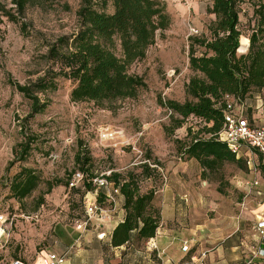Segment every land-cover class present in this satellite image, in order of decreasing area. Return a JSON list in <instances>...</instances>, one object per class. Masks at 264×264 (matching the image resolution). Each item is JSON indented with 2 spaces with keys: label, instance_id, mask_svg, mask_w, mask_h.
<instances>
[{
  "label": "rangeland",
  "instance_id": "1",
  "mask_svg": "<svg viewBox=\"0 0 264 264\" xmlns=\"http://www.w3.org/2000/svg\"><path fill=\"white\" fill-rule=\"evenodd\" d=\"M100 1L92 0V7L110 12L109 0H105L103 9ZM158 1L168 15L169 26L156 36L144 58L127 70L141 77L145 84L134 98L104 102L102 107L85 101L70 102L72 84L57 78L53 91L37 94L46 103L44 110L25 122L29 101L10 83L24 86L42 75L49 65L44 58L47 46L79 28L77 10L81 3L27 0L23 10L18 11L12 0H0V264L21 259V254L27 252L46 249L53 228H75V223L83 219V187L72 190L66 187L67 179L78 170L73 160L80 147L88 152L89 173L93 175L124 174L128 170L139 173L137 164L144 160L143 153L149 154L148 164L155 167L156 173L140 178L141 191L149 188L158 191L160 184L172 179L168 185L172 191L194 194L196 200L204 198L209 202L204 214L212 224L221 219L216 212L222 208V202L230 208H245V187L251 175L244 152L239 156L243 166L223 164L217 171L203 174L196 161L180 157L175 144L185 139L188 128L193 132L200 130L201 123L189 117L180 128L165 135L163 127L169 125L168 113L156 103L157 97L179 103L187 99L184 84L191 75L187 68V39L206 33L205 27L212 19L206 12L209 1ZM243 9L245 14L239 16L242 26L251 14L246 6ZM4 12L15 20L2 15ZM114 53L119 56L117 43ZM195 54H199L198 49ZM246 104L242 114L251 125H264V92L255 93ZM25 134L33 138L30 153L25 161L15 162L5 171L13 159L12 151ZM102 134L106 135L104 139L100 138ZM253 160L258 162L255 173L259 171L263 177L260 159ZM21 166L37 171L43 183L16 202L8 198L6 180ZM46 180L60 183L42 195ZM40 195L43 201L38 204ZM243 222L250 227L248 217Z\"/></svg>",
  "mask_w": 264,
  "mask_h": 264
},
{
  "label": "trees",
  "instance_id": "2",
  "mask_svg": "<svg viewBox=\"0 0 264 264\" xmlns=\"http://www.w3.org/2000/svg\"><path fill=\"white\" fill-rule=\"evenodd\" d=\"M12 1L17 10L22 11L27 0ZM91 1L80 0L77 31L58 37L47 46L44 58L49 65L42 75L28 85L10 83L29 101L23 121L27 122L44 110L46 103L41 102L37 94L53 91L57 78L72 84L68 94L70 102H91L96 107H102L104 102L134 98L137 90L145 87L141 77L129 74L127 70L132 63L144 58L156 36L168 28L169 18L163 4L158 0H109L111 11L106 13L94 9ZM208 1L206 12L212 19L205 27L206 33L187 39V68L191 73L184 84L187 99L181 103L156 99L158 106L168 113L169 125L163 127L165 135L180 128L189 117L201 123L200 130L193 132L188 128L185 139L175 141V144L180 157L196 161L203 174L217 171L223 164L243 166V161L237 157L239 150L231 152L218 140L217 134L223 125L228 100L242 110L255 93L264 92V2ZM105 4V0L100 1L102 9ZM245 6L251 14L242 26L239 16L245 14ZM2 15L15 20L6 12ZM116 43L119 56L114 53ZM197 49L198 55L195 54ZM32 143L31 135L22 136L5 171L13 163L26 160ZM143 158L137 164L139 173L128 170L124 174L109 172L104 176L89 173L90 158L86 150L80 147L74 154L73 161L78 168L74 172L81 173L84 179L78 185L68 187L69 177L67 189L82 186L85 192L91 191L93 187L86 180L102 176L123 198L124 219L112 231V246L146 241L153 237L158 226L159 213L152 206L155 190L149 188L142 192L140 189V178H148L156 173V169L148 164L149 154L143 153ZM6 182L8 198L16 202H21L43 183L37 171L25 166L19 167ZM59 183L46 180L42 195ZM101 189L97 190L95 201L104 207L106 202ZM42 195L38 204L43 201Z\"/></svg>",
  "mask_w": 264,
  "mask_h": 264
},
{
  "label": "crops",
  "instance_id": "3",
  "mask_svg": "<svg viewBox=\"0 0 264 264\" xmlns=\"http://www.w3.org/2000/svg\"><path fill=\"white\" fill-rule=\"evenodd\" d=\"M237 112L247 120L242 110ZM242 147L246 146L240 147L237 157L244 152L245 164L251 175L245 187V208H230L222 202V208L216 212L221 219L214 224L206 217V212L204 214L209 202L206 203L204 198L197 201L194 194L172 191L168 187L172 179H167L160 184L162 187L158 191L153 192L152 206L159 213L153 237L138 244L125 242L112 246V231L123 221L124 210L122 196L113 194L112 186L108 185L100 190L106 202L102 207V219L91 218L83 230L53 228L52 239L46 249L21 254V259H17L26 264H41V257L52 252L62 257L61 264H264V238H258L253 230L261 211L264 176L260 177L263 173L259 174V171L255 173L258 162L253 158L259 160L258 154ZM259 164V169L264 170L261 159ZM195 201L199 202V208ZM244 217H248L250 227H245ZM183 244L186 251L181 250ZM260 250L263 253L255 255Z\"/></svg>",
  "mask_w": 264,
  "mask_h": 264
},
{
  "label": "built area",
  "instance_id": "4",
  "mask_svg": "<svg viewBox=\"0 0 264 264\" xmlns=\"http://www.w3.org/2000/svg\"><path fill=\"white\" fill-rule=\"evenodd\" d=\"M236 107L230 101L226 103V110L223 114V125L217 134L218 140L224 142L229 150L233 153L238 152L241 146H246L249 149H254L261 158L264 165V127H256L250 125L247 120L242 117ZM106 135L102 134L100 138H105ZM134 150V148L132 147ZM138 155L140 152L135 150ZM107 175V174H106ZM84 177L79 172H74L68 180L67 186L74 187L77 183L83 181ZM90 181L93 189L86 191L82 196L83 219L75 223V230H83L91 218L102 219L104 210L96 204L95 198L99 188H105L109 183L102 177L91 178ZM113 194L117 193V189L112 187ZM261 211L253 225V230L258 238H264V196L260 200ZM182 251H186V246L183 244ZM263 252L260 250L255 255H261ZM62 257L48 252L41 257V264H61ZM7 264H26L20 259H12Z\"/></svg>",
  "mask_w": 264,
  "mask_h": 264
}]
</instances>
